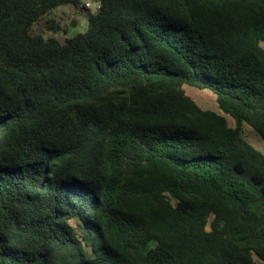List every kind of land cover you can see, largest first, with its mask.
Wrapping results in <instances>:
<instances>
[{
	"label": "trees",
	"instance_id": "1",
	"mask_svg": "<svg viewBox=\"0 0 264 264\" xmlns=\"http://www.w3.org/2000/svg\"><path fill=\"white\" fill-rule=\"evenodd\" d=\"M86 1L0 0V264H264V0Z\"/></svg>",
	"mask_w": 264,
	"mask_h": 264
},
{
	"label": "rangeland",
	"instance_id": "2",
	"mask_svg": "<svg viewBox=\"0 0 264 264\" xmlns=\"http://www.w3.org/2000/svg\"><path fill=\"white\" fill-rule=\"evenodd\" d=\"M86 1V0H82ZM99 3L97 1H91V6L88 9H75L66 4L60 5L51 11L56 19L60 21V24L65 25L63 33H58L59 36H68L75 32L82 31L87 26L88 14L93 13ZM77 22L76 26L71 25V21ZM40 33L45 31V23L40 22ZM50 33L45 31L44 36H48ZM184 91L190 95L197 103L204 108L216 109V103L214 102V96L205 89H198L193 86L186 85L183 87ZM242 133L246 140H248L255 148H257L264 155V138L257 133L252 127L244 123L242 125Z\"/></svg>",
	"mask_w": 264,
	"mask_h": 264
},
{
	"label": "water",
	"instance_id": "3",
	"mask_svg": "<svg viewBox=\"0 0 264 264\" xmlns=\"http://www.w3.org/2000/svg\"><path fill=\"white\" fill-rule=\"evenodd\" d=\"M91 1H94V0H91ZM37 32L40 33V24H38V26H37ZM57 39L60 41L61 44H63L65 42L64 36L57 35Z\"/></svg>",
	"mask_w": 264,
	"mask_h": 264
},
{
	"label": "built area",
	"instance_id": "4",
	"mask_svg": "<svg viewBox=\"0 0 264 264\" xmlns=\"http://www.w3.org/2000/svg\"><path fill=\"white\" fill-rule=\"evenodd\" d=\"M86 6H90V1H86Z\"/></svg>",
	"mask_w": 264,
	"mask_h": 264
}]
</instances>
